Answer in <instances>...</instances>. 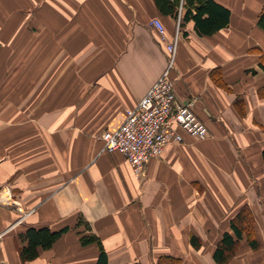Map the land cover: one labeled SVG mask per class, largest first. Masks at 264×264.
I'll list each match as a JSON object with an SVG mask.
<instances>
[{
  "label": "crops",
  "instance_id": "1",
  "mask_svg": "<svg viewBox=\"0 0 264 264\" xmlns=\"http://www.w3.org/2000/svg\"><path fill=\"white\" fill-rule=\"evenodd\" d=\"M179 1L0 0V264H97L98 240L107 264H217L245 208L260 247L243 236L229 264H264V0H208L227 16L209 33ZM179 12L170 76L209 135L185 134L137 178L101 136L164 72L149 24L170 41ZM42 227L64 232L23 262L22 236Z\"/></svg>",
  "mask_w": 264,
  "mask_h": 264
},
{
  "label": "built area",
  "instance_id": "2",
  "mask_svg": "<svg viewBox=\"0 0 264 264\" xmlns=\"http://www.w3.org/2000/svg\"><path fill=\"white\" fill-rule=\"evenodd\" d=\"M176 22V31L170 41L160 19L150 22L149 25L157 30L159 39L166 43V68L137 105L126 111L123 122L101 136L102 151L121 153L137 178L145 175L146 166L160 157L167 145L183 143L185 134L198 140H205L209 135L206 124L195 114V102L177 101L170 72L175 67L180 39V12ZM29 214L23 215L22 219Z\"/></svg>",
  "mask_w": 264,
  "mask_h": 264
},
{
  "label": "trees",
  "instance_id": "3",
  "mask_svg": "<svg viewBox=\"0 0 264 264\" xmlns=\"http://www.w3.org/2000/svg\"><path fill=\"white\" fill-rule=\"evenodd\" d=\"M159 7L164 12L175 11L174 6L169 0H155ZM190 5L198 4V11L196 14V19L201 26L203 32L209 33L220 27L226 21V13L214 5L208 0H187ZM177 5H181L180 1L177 0ZM207 14V18L202 19L203 14ZM258 25L264 29V8L259 15ZM231 228L234 231L236 238L229 233H225L223 239L219 242L217 249L214 253V259L217 264H229L231 259L235 256L239 240L246 237L248 244L253 250H258L260 247L259 240L256 235V227L252 214L248 208L243 209L239 215L231 223ZM64 231L53 232L46 227L39 229L30 228L22 236L27 245L23 247L20 251V258L23 262L32 261L39 255V249H49L52 245L59 239ZM97 238L94 235H86L82 237L83 244H88L91 242H96ZM100 257L97 264H107L106 254L100 244ZM192 243L199 248L201 243L197 242L196 238L192 239Z\"/></svg>",
  "mask_w": 264,
  "mask_h": 264
}]
</instances>
